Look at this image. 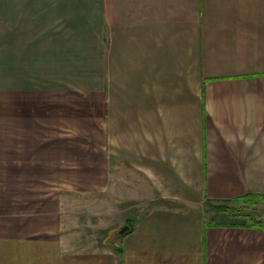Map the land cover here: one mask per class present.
Segmentation results:
<instances>
[{
    "label": "crops",
    "instance_id": "obj_1",
    "mask_svg": "<svg viewBox=\"0 0 264 264\" xmlns=\"http://www.w3.org/2000/svg\"><path fill=\"white\" fill-rule=\"evenodd\" d=\"M2 95L0 167L46 190L1 191L0 264H264V203L192 212L264 197V0H0ZM117 178L144 212L115 252L47 233Z\"/></svg>",
    "mask_w": 264,
    "mask_h": 264
},
{
    "label": "rangeland",
    "instance_id": "obj_2",
    "mask_svg": "<svg viewBox=\"0 0 264 264\" xmlns=\"http://www.w3.org/2000/svg\"><path fill=\"white\" fill-rule=\"evenodd\" d=\"M3 103L4 96L2 95L0 96V135H4L9 132V130L13 129L7 116H5V111H3ZM4 155L5 154H0V166L8 165L3 162L5 161L3 158ZM129 170L130 169H125L123 173V177L127 178V183L122 185L124 188L126 187L125 185L133 182ZM47 174L49 173L44 172L45 178L43 181L48 180L46 178L49 177ZM119 180L120 179L117 178L113 181L108 190L104 193L99 191L86 194L90 196L63 194L62 198L65 203L63 202L62 208L60 209L59 221L57 218H54L55 220L48 219L44 224L46 226V231H49L47 233L49 234L52 230L61 229L60 233L63 237L62 242L65 243L66 240L68 242L65 243L66 247L71 249V252H76L80 255L82 253L87 254L91 252H115V246L113 244L115 243V234L117 230L125 225L126 220L132 217H139L144 212L141 207L133 208L125 201L116 200L119 196V191L117 189L120 187L118 185L115 186V184ZM35 181L42 182L39 180V170H15L0 167V193L5 190L7 192L6 194H14L15 190L26 187L22 183L28 184L27 188L29 189L38 188L41 192H45L46 188L44 186L31 185V183ZM131 188L134 189L135 187L132 186ZM97 190H99V187ZM150 206L151 205L146 208H150ZM235 207L240 206L237 204ZM211 210L210 206L206 204V206L199 209H192V212L207 221L209 220V213ZM5 211L8 213L11 212L8 210ZM53 211L55 213L54 209L47 211V208H45L43 213L44 215H48ZM248 211L249 213H253L252 215L261 214V212L254 213L255 211L253 209ZM30 236H32V234ZM55 236H58V233H56Z\"/></svg>",
    "mask_w": 264,
    "mask_h": 264
},
{
    "label": "trees",
    "instance_id": "obj_3",
    "mask_svg": "<svg viewBox=\"0 0 264 264\" xmlns=\"http://www.w3.org/2000/svg\"><path fill=\"white\" fill-rule=\"evenodd\" d=\"M240 204H244V207H235L230 205V202L218 203L216 206H212L211 203H207L208 206L212 209L211 211H216L218 213H231L233 215H245L244 208H256L264 202V197L262 195H249L247 197H243L237 201ZM247 206V207H246ZM258 224V223H256ZM131 230H133L134 225H130Z\"/></svg>",
    "mask_w": 264,
    "mask_h": 264
},
{
    "label": "water",
    "instance_id": "obj_4",
    "mask_svg": "<svg viewBox=\"0 0 264 264\" xmlns=\"http://www.w3.org/2000/svg\"><path fill=\"white\" fill-rule=\"evenodd\" d=\"M130 230H131L130 225H124L123 227H121L119 230H117L115 234V241L121 240L122 238H124V236L130 232Z\"/></svg>",
    "mask_w": 264,
    "mask_h": 264
}]
</instances>
